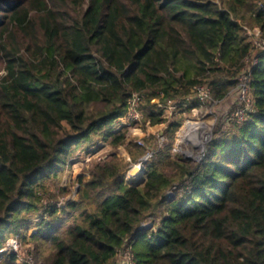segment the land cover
Returning <instances> with one entry per match:
<instances>
[{
    "label": "trees",
    "instance_id": "obj_1",
    "mask_svg": "<svg viewBox=\"0 0 264 264\" xmlns=\"http://www.w3.org/2000/svg\"><path fill=\"white\" fill-rule=\"evenodd\" d=\"M255 28L264 40V0H0V252L15 237L48 245L43 264H129L128 250L133 264H264V48L248 35ZM243 71L253 102L244 120L201 163L173 154L182 115L202 105L194 88L210 86L222 101ZM135 93L167 139L160 148L153 137L139 184L127 172L147 148L114 127ZM95 135L114 151L77 180L78 199L62 210L45 181Z\"/></svg>",
    "mask_w": 264,
    "mask_h": 264
},
{
    "label": "rangeland",
    "instance_id": "obj_2",
    "mask_svg": "<svg viewBox=\"0 0 264 264\" xmlns=\"http://www.w3.org/2000/svg\"><path fill=\"white\" fill-rule=\"evenodd\" d=\"M244 107L245 104L242 100L239 99L238 93L236 91L222 101L213 99L212 102H209L207 104V106L203 108H195L192 110V113H185L184 115H182V126L175 136V153L173 152V154H180L186 161L196 163L203 162L207 155L209 144L214 139L221 138L222 136L232 132L234 123L230 121V119L233 118L235 114L239 110H242ZM175 116H178L177 112H175ZM190 123H192V125L201 126V130L197 132L190 130L188 126L190 125ZM114 127L116 130H118L120 128V125L116 123ZM160 129V126L153 127L151 125H148L147 121H144L141 124L134 125L131 129L126 128V131L128 133L127 137L129 141L135 142L136 139H142L143 141H145V144H147L148 147L152 149L153 137L155 136L158 139V135L162 130ZM188 132L189 134L194 133L196 137L204 134L206 135V142L203 149L197 148L190 141L189 137L188 141L184 140V137ZM134 134L136 135L134 136ZM113 151L114 149L109 143L102 141L100 136L95 135L93 136L91 142H87L86 144H84L81 149L77 150L76 153L69 158V162L64 167L58 179L51 178L45 181L46 187L48 188L49 192L54 194L56 198H58V204L59 206H62V210L66 202L78 199L80 187L77 183V180L80 177H83L84 180H88L90 178L89 171L92 163L105 159ZM203 152L205 154L204 156L202 155ZM117 153L119 157L124 161H130L131 157L126 147L122 146L118 148ZM135 166L136 165H133L131 170L127 172V177L130 176L131 171H134ZM63 187L71 190V194L69 196H63L60 193L59 190ZM44 200L45 202H51L50 197H46ZM39 216L40 215H35V220L38 219ZM70 222H72V218L66 217V219L62 223V228L63 226L67 227ZM48 250V245L43 246L38 245L37 243L23 244L17 238L12 237L7 241L5 250L0 252V262H3L2 259L3 254H5L4 252L11 251L16 253L18 256V261L16 264H20L23 262L29 264H43V257L46 256ZM3 264L10 263L3 262Z\"/></svg>",
    "mask_w": 264,
    "mask_h": 264
},
{
    "label": "built area",
    "instance_id": "obj_3",
    "mask_svg": "<svg viewBox=\"0 0 264 264\" xmlns=\"http://www.w3.org/2000/svg\"><path fill=\"white\" fill-rule=\"evenodd\" d=\"M248 35L257 47L264 48V40H262V38H261V31L259 28H255L253 30H248ZM253 64H256V60L253 61ZM249 68H250V66H249ZM238 81H239V86H238L236 91L238 93L239 99L244 102L245 107L242 110H239L235 114V116L230 119V121H232V122L243 121L244 118L246 117L247 112H249L253 108V102H252L251 95H250V85H249L250 78L248 75V71H243L239 75ZM194 94L200 100V102L202 104L200 108L207 106V104L209 102H212V100H213L212 88L210 86H206V85L196 86L194 88ZM143 103H144L143 96H141L137 93H135L131 96V98L129 99V102H128V108H127L126 115L121 120H119L117 122L120 125V128L118 130H120L121 128L131 129L134 125L141 124L144 121H146L144 113H143V109H142ZM154 103H157V104H159V106H162L158 100H155ZM177 108H178L177 105H170V106L166 107V110L169 112V114L171 116H174L175 112H177ZM148 125H150L149 122H148ZM135 135L136 134H134V136ZM135 142L139 146L147 148L146 155L143 158H141L137 164H135L136 166L137 165L140 166V173L137 175H131L130 174V176H128L126 178V180L128 182L135 180L137 183L143 179V175H144V171H145V163L154 157V155L156 154V150L150 149L148 147V145L145 144V141H143L142 139H136ZM165 142H166V138L159 133V135H158L159 147L162 148L164 146ZM202 155L203 156L205 155L204 152ZM132 172L133 171H131V173ZM171 195H172V193L169 194V196H171ZM126 256L128 258L129 264H133L132 255H131L129 250L126 253Z\"/></svg>",
    "mask_w": 264,
    "mask_h": 264
},
{
    "label": "bare ground",
    "instance_id": "obj_4",
    "mask_svg": "<svg viewBox=\"0 0 264 264\" xmlns=\"http://www.w3.org/2000/svg\"><path fill=\"white\" fill-rule=\"evenodd\" d=\"M189 126V129L190 130H193V131H195V132H197V131H199V130H201V126H198V125H192V123H190V125H188ZM188 137L190 138V141L197 147V148H202L203 149V147H204V144H205V142H206V135L204 134V135H200V136H198V137H196L195 135H194V133H190L189 134V132L185 135V137H184V140L185 141H188ZM183 139V138H182ZM202 153V152H201ZM199 155V154H198ZM140 173V166H136L135 167V169H134V171L131 173V175H137V174H139Z\"/></svg>",
    "mask_w": 264,
    "mask_h": 264
},
{
    "label": "water",
    "instance_id": "obj_5",
    "mask_svg": "<svg viewBox=\"0 0 264 264\" xmlns=\"http://www.w3.org/2000/svg\"><path fill=\"white\" fill-rule=\"evenodd\" d=\"M140 182H138L137 184H139Z\"/></svg>",
    "mask_w": 264,
    "mask_h": 264
}]
</instances>
